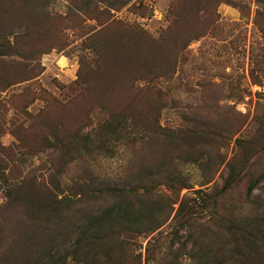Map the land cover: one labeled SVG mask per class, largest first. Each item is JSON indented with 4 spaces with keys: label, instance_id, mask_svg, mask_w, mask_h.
Returning <instances> with one entry per match:
<instances>
[{
    "label": "rangeland",
    "instance_id": "1",
    "mask_svg": "<svg viewBox=\"0 0 264 264\" xmlns=\"http://www.w3.org/2000/svg\"><path fill=\"white\" fill-rule=\"evenodd\" d=\"M0 42V264H83L137 178L111 264H264V0H0Z\"/></svg>",
    "mask_w": 264,
    "mask_h": 264
},
{
    "label": "trees",
    "instance_id": "2",
    "mask_svg": "<svg viewBox=\"0 0 264 264\" xmlns=\"http://www.w3.org/2000/svg\"><path fill=\"white\" fill-rule=\"evenodd\" d=\"M7 42L12 43L10 39H7ZM14 51L10 48H6L5 43L0 42V56L11 55ZM193 121L198 120L197 117L192 119ZM118 124H115L113 120L107 119L101 124V128L106 134L109 133H118ZM202 131V130H201ZM201 131L193 130L191 132V136L186 138V142L192 145L196 144L197 141H193V139H198L202 137ZM139 135L136 136L137 139ZM119 139V138H117ZM103 146H101L102 151L106 147V143L108 139L102 138ZM157 180L152 178L149 179L148 185L146 182L137 178L134 183L128 184V186L122 187L121 184H113L110 179H105L102 182L103 187H101V191L98 196L103 201L102 206L100 207V211L96 213H90L88 215V219L85 222L83 229V239L80 241H84L90 243L87 245L86 258L83 260V264H111L113 260V250L115 248L114 244V236L116 231H120L122 225H124L128 220H131V215L138 211H142L141 217L143 216L147 219L148 214L146 211L148 209V198L149 194L153 191L152 186L150 184H154ZM235 182L234 176L230 175L223 186L224 190L230 188ZM91 183L89 184V186ZM255 184L250 186V190L253 189ZM143 191V192H142ZM97 197V196H96ZM141 197V199H139ZM135 200H138L135 202ZM139 204V208L137 207ZM139 210H138V209ZM179 211V209H178ZM140 221V218L137 220V223ZM124 228L122 227L121 231ZM92 241L101 242L106 246V252L103 254H97L92 256L90 253L92 251ZM110 241V243H109ZM83 247L82 244L77 243ZM79 247V246H78ZM81 248V247H80ZM91 248V249H90ZM74 252H76L74 250ZM55 264H64L61 263L60 260L55 261ZM116 264V263H115Z\"/></svg>",
    "mask_w": 264,
    "mask_h": 264
}]
</instances>
